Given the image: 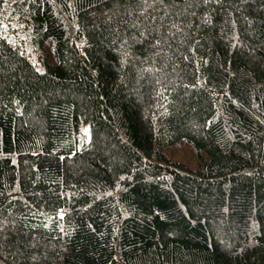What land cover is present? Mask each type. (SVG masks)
<instances>
[{
	"label": "trees",
	"instance_id": "1",
	"mask_svg": "<svg viewBox=\"0 0 264 264\" xmlns=\"http://www.w3.org/2000/svg\"><path fill=\"white\" fill-rule=\"evenodd\" d=\"M0 264H264V0H0Z\"/></svg>",
	"mask_w": 264,
	"mask_h": 264
}]
</instances>
